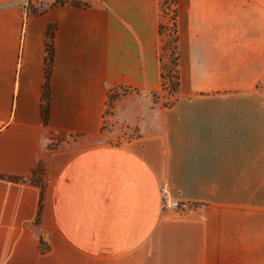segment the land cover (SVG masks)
I'll use <instances>...</instances> for the list:
<instances>
[{
  "label": "crops",
  "instance_id": "1",
  "mask_svg": "<svg viewBox=\"0 0 264 264\" xmlns=\"http://www.w3.org/2000/svg\"><path fill=\"white\" fill-rule=\"evenodd\" d=\"M57 1L0 0V264H264V0H176L172 94L162 0Z\"/></svg>",
  "mask_w": 264,
  "mask_h": 264
},
{
  "label": "built area",
  "instance_id": "2",
  "mask_svg": "<svg viewBox=\"0 0 264 264\" xmlns=\"http://www.w3.org/2000/svg\"><path fill=\"white\" fill-rule=\"evenodd\" d=\"M161 17L160 30H167L171 28L177 35V3L176 0H162L161 2ZM162 90L168 94H172L177 89L178 78L169 76L167 72L162 69ZM175 83V84H174ZM162 207L166 210H186L189 204L179 200L173 199L167 191L163 190Z\"/></svg>",
  "mask_w": 264,
  "mask_h": 264
},
{
  "label": "rangeland",
  "instance_id": "3",
  "mask_svg": "<svg viewBox=\"0 0 264 264\" xmlns=\"http://www.w3.org/2000/svg\"><path fill=\"white\" fill-rule=\"evenodd\" d=\"M160 51H159V57L162 65V69H164L167 74L171 77H175L178 75L176 71L177 68L175 66V59H176V51L174 49L175 47V38L176 33L171 28L160 30ZM164 67V68H163ZM122 90L121 92H123ZM118 95L113 93L110 95V101L108 103V110L106 114V119L104 121V129L108 128L110 125V113L111 107L113 106V103Z\"/></svg>",
  "mask_w": 264,
  "mask_h": 264
},
{
  "label": "trees",
  "instance_id": "4",
  "mask_svg": "<svg viewBox=\"0 0 264 264\" xmlns=\"http://www.w3.org/2000/svg\"><path fill=\"white\" fill-rule=\"evenodd\" d=\"M63 2L62 0H58L56 3H61ZM49 34L51 36V40L50 43L48 44V66H47V70H46V92H45V104L43 106V116H44V120L47 122L48 120V115H49V104H50V95H49V82H50V76H51V71H52V65L54 62V43H53V35H54V27L51 26L49 28ZM177 39L178 36H176L175 38V51H176V59H175V66L176 68L178 67V51H177ZM164 68V67H163ZM178 73V71H176ZM163 76V74H162ZM174 78H178V75L175 76ZM175 84V83H174Z\"/></svg>",
  "mask_w": 264,
  "mask_h": 264
}]
</instances>
